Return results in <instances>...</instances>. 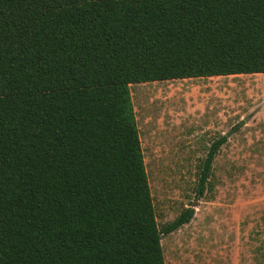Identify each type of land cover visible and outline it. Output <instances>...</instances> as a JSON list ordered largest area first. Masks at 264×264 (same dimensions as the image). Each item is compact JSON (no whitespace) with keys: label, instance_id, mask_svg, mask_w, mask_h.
<instances>
[{"label":"trees","instance_id":"obj_1","mask_svg":"<svg viewBox=\"0 0 264 264\" xmlns=\"http://www.w3.org/2000/svg\"><path fill=\"white\" fill-rule=\"evenodd\" d=\"M260 74L264 0H0V264H166L131 86Z\"/></svg>","mask_w":264,"mask_h":264},{"label":"rangeland","instance_id":"obj_2","mask_svg":"<svg viewBox=\"0 0 264 264\" xmlns=\"http://www.w3.org/2000/svg\"><path fill=\"white\" fill-rule=\"evenodd\" d=\"M166 264H264V74L131 86ZM228 133H232L227 137ZM217 153L198 195L203 163Z\"/></svg>","mask_w":264,"mask_h":264},{"label":"water","instance_id":"obj_3","mask_svg":"<svg viewBox=\"0 0 264 264\" xmlns=\"http://www.w3.org/2000/svg\"><path fill=\"white\" fill-rule=\"evenodd\" d=\"M231 134H232V133H228V134H227V137H229Z\"/></svg>","mask_w":264,"mask_h":264}]
</instances>
